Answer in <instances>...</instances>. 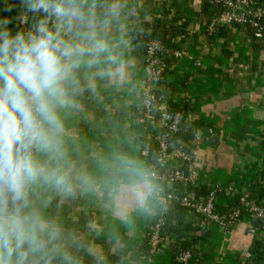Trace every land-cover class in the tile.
<instances>
[{
  "label": "crops",
  "instance_id": "1",
  "mask_svg": "<svg viewBox=\"0 0 264 264\" xmlns=\"http://www.w3.org/2000/svg\"><path fill=\"white\" fill-rule=\"evenodd\" d=\"M118 31L122 36L124 75L106 81L97 95L86 94L76 128L87 150L146 164L144 144L152 129L135 120L142 83V52L126 27L139 21L164 20L178 14L185 20L181 36L172 40L187 54L172 57L162 77V106L181 109L182 128L176 140L196 149V175L214 186L224 204L255 184L264 172V47L248 27L211 29L200 0H122ZM264 5L256 0L254 7ZM161 188L152 179L143 201L110 197L104 190L54 201L53 209L71 222L82 237L79 259L89 264H174L172 236L155 251L140 246L159 206ZM240 218L226 232L197 218L201 235L198 264H253L239 259L255 238L264 239L262 224Z\"/></svg>",
  "mask_w": 264,
  "mask_h": 264
},
{
  "label": "clouds",
  "instance_id": "2",
  "mask_svg": "<svg viewBox=\"0 0 264 264\" xmlns=\"http://www.w3.org/2000/svg\"><path fill=\"white\" fill-rule=\"evenodd\" d=\"M122 0H0V264H80L54 201L104 190L139 201L152 176L87 150L86 94L124 75Z\"/></svg>",
  "mask_w": 264,
  "mask_h": 264
},
{
  "label": "built area",
  "instance_id": "3",
  "mask_svg": "<svg viewBox=\"0 0 264 264\" xmlns=\"http://www.w3.org/2000/svg\"><path fill=\"white\" fill-rule=\"evenodd\" d=\"M220 4L223 9L210 17L209 28L214 25L239 23L249 24L252 27V36L258 39L264 47V25L261 20L264 9L255 8L253 0H208ZM142 51V83L139 89V105L135 120L140 124L151 125L156 131L148 139L154 142L153 160L145 164V171L152 176L161 188L159 206L147 226L149 242L148 253L155 251L165 239L161 233V218L159 214L167 208L172 198H178L183 206H191L195 211L204 215V218L217 225L226 232L240 218V212L245 210L249 217L264 219V199L258 204L248 200L249 193L242 190L237 198V204L227 205L225 214L214 209L216 188L209 186L206 195L196 198L192 191H186L178 196L175 189L163 190V184L174 181L193 183L196 176L195 162L197 160L195 146L188 149L179 143H173V135L179 129V120L182 117L180 110L166 113L161 100L162 95L154 90L156 82L163 77L167 61L158 55L162 49L161 42L155 37H149L143 42ZM172 57L187 54L182 48H175ZM168 159V160H167ZM190 248L179 249L174 256L175 264H190ZM249 250L239 252V259L245 260L250 256Z\"/></svg>",
  "mask_w": 264,
  "mask_h": 264
},
{
  "label": "trees",
  "instance_id": "4",
  "mask_svg": "<svg viewBox=\"0 0 264 264\" xmlns=\"http://www.w3.org/2000/svg\"><path fill=\"white\" fill-rule=\"evenodd\" d=\"M256 0H253L255 3ZM200 4L203 7V14H205L206 23L209 22L210 17L214 14L219 13L220 10L223 9V6L220 4L212 3L208 0H200ZM258 8L264 9V5L259 6ZM261 20L264 25V13L262 14ZM185 20L182 19L178 14H172L164 20H160L158 18L153 19L151 21H139L133 24L127 25L126 29L130 36L132 37L134 43L139 47L140 51H143V42L149 37L157 38L161 44L162 49L158 53L160 57H162L165 61H168L172 58V50L177 47L172 38L175 35L181 36L185 29ZM208 25V24H207ZM226 25H239V23H229V24H220L214 25L211 29H221ZM243 26L248 27L250 32H252V27L249 24H241ZM165 72V71H164ZM164 74V73H163ZM162 79L156 82V87L154 90L157 94H161V81ZM164 108V107H163ZM166 113H171L175 111V109L166 110ZM181 111V109H179ZM138 108L136 110L137 114ZM182 118L179 120V129L173 135V143L181 144L182 147L188 149L190 145L183 144L176 140V134L182 128L181 126ZM145 125V124H143ZM151 127L153 135L156 131L155 127L148 125ZM146 149V164L149 161L153 160L154 156V142L152 139H148L144 142ZM168 160V159H167ZM209 185L199 178L197 175L195 176V180L193 183H181L179 181H174L169 184H163V190H172L175 189L178 196L186 191H192L193 195L196 198H202L206 195L208 191ZM244 190L248 191L249 196L248 200H252L254 203L258 204L264 199V172L259 171V176L255 184L246 187ZM242 191V190H241ZM241 191H237L232 198L224 204H218L216 201L214 203V209L218 211L220 214H225L227 205L237 204V198L241 194ZM245 210L240 212V217L245 216ZM161 218V233L164 235H170L174 238L175 245V253L182 248L189 247L190 254V264H198L201 261V257L199 256L198 250V240L201 238V235L195 233V231L200 229V225L197 222V218H200L204 222H209L204 218V215L195 211L191 206H183L179 203L178 198H172L167 205V208L159 214ZM211 223V222H209ZM214 224V223H211ZM215 225V224H214ZM217 226V225H216ZM65 227L74 231V226H72L71 222H67ZM75 232V231H74ZM140 246L142 247V253L147 254L149 249L148 236L145 235L143 241ZM82 250V248L79 250ZM250 256L249 261L253 262V264H264V239L255 238L253 240V244L249 249ZM79 255V254H78ZM80 264H89L85 260H80ZM175 264V259H174Z\"/></svg>",
  "mask_w": 264,
  "mask_h": 264
},
{
  "label": "water",
  "instance_id": "5",
  "mask_svg": "<svg viewBox=\"0 0 264 264\" xmlns=\"http://www.w3.org/2000/svg\"><path fill=\"white\" fill-rule=\"evenodd\" d=\"M250 223L255 226L256 224H262V219L258 217H252Z\"/></svg>",
  "mask_w": 264,
  "mask_h": 264
}]
</instances>
